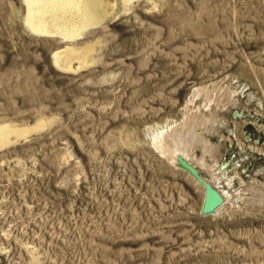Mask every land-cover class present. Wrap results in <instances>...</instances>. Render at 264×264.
<instances>
[{"label": "rangeland", "instance_id": "374dc122", "mask_svg": "<svg viewBox=\"0 0 264 264\" xmlns=\"http://www.w3.org/2000/svg\"><path fill=\"white\" fill-rule=\"evenodd\" d=\"M116 1L64 41L0 0V264H264V0ZM215 88L208 185L233 208L203 216L201 183L153 141Z\"/></svg>", "mask_w": 264, "mask_h": 264}, {"label": "bare ground", "instance_id": "6f19581e", "mask_svg": "<svg viewBox=\"0 0 264 264\" xmlns=\"http://www.w3.org/2000/svg\"><path fill=\"white\" fill-rule=\"evenodd\" d=\"M24 2L27 7L25 23L31 32L45 37L59 35L60 39L64 41L78 39L87 27L97 26L101 21L111 16L117 3L116 0H24ZM44 14L48 15V21L44 20ZM50 25L54 29H51ZM92 49V45L84 47V49L79 52L72 48H67L63 54L65 60L69 64L67 69L70 71L72 70L70 66L72 61H77L79 63V68L86 67L88 63H92L87 60L88 54ZM53 57L54 62L58 64L60 55L56 53ZM227 94L228 92L226 89L215 88L212 92L209 91L204 98V113L191 111L190 109L187 111L185 110V114L183 113L184 117L179 124H174V126L168 127L165 132L160 133V137H156L155 141H153L160 143L159 146H157L158 149H161L162 155L173 165L178 166L176 162L177 156L182 158L188 165L195 168L197 175L212 188H214V181L215 179L217 180V178L212 174V167L207 164L206 158L214 161V158L218 157L220 153L217 147H215L218 143L213 146L206 141L203 132L207 134L217 132L220 121L215 114V111L224 106ZM234 113L237 114V112ZM196 149L198 150L197 154H195ZM181 170L183 171L182 168ZM199 171H205L208 176L210 175L209 178L205 179L200 176ZM186 173L188 172L186 171ZM223 182L226 187L230 185V179L228 178L223 180ZM213 183L214 186L212 185ZM199 188L202 189L203 195L204 187L202 184H199ZM253 188L249 183L240 186V190L245 193V197H243L242 200H244V203L249 207H259L261 200L259 202L256 195L252 194ZM217 190H219V187ZM226 194L227 193H224L223 191L222 194H220L222 197L218 194L221 197L222 202L221 205L214 208L212 213H217L225 206L233 208L232 203H229L228 201L225 202V198L227 195L229 196V194ZM263 197L260 196V199ZM261 205H263V203Z\"/></svg>", "mask_w": 264, "mask_h": 264}, {"label": "water", "instance_id": "95a60500", "mask_svg": "<svg viewBox=\"0 0 264 264\" xmlns=\"http://www.w3.org/2000/svg\"><path fill=\"white\" fill-rule=\"evenodd\" d=\"M178 167H181L183 171H187L188 175L192 176L194 181L201 183L204 187L203 201L198 210L199 215H207L212 213L214 208L221 205L222 199L205 181L197 175V171L191 165H188L182 158L176 157Z\"/></svg>", "mask_w": 264, "mask_h": 264}]
</instances>
